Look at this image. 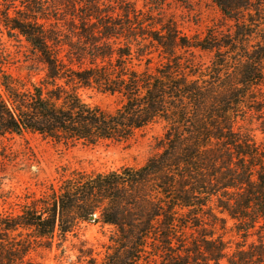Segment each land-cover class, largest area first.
I'll return each mask as SVG.
<instances>
[{"label": "trees", "instance_id": "obj_1", "mask_svg": "<svg viewBox=\"0 0 264 264\" xmlns=\"http://www.w3.org/2000/svg\"><path fill=\"white\" fill-rule=\"evenodd\" d=\"M139 1L0 0V34L42 64L38 83L0 67V139L97 145L166 126L145 164L72 172L23 215L0 214V264H36L57 232L91 221L114 230L88 264H264V143L244 125L264 136V0H209L223 23L194 38L167 0ZM81 89L121 105H90Z\"/></svg>", "mask_w": 264, "mask_h": 264}, {"label": "rangeland", "instance_id": "obj_2", "mask_svg": "<svg viewBox=\"0 0 264 264\" xmlns=\"http://www.w3.org/2000/svg\"><path fill=\"white\" fill-rule=\"evenodd\" d=\"M145 1L149 0H140L138 5L144 7ZM164 9L189 38L203 37L208 29L223 23L220 11L209 0H192L190 4L167 0ZM154 57L153 67L160 61L157 55ZM196 58L197 62L209 65L213 55L196 51ZM0 67L25 80L32 78L38 83L42 79V64L24 38L9 39L0 34ZM79 95L86 103L109 112L121 105L119 97L92 89H81ZM244 125L253 130L259 144L264 143V136L257 130L256 122L251 126ZM165 131V123L157 122L127 142L108 141L97 145H66L33 134L0 139V214L4 217L23 215L34 203L42 202L44 196L51 194L52 188L58 190L61 181L72 172L90 174L145 164L159 151ZM227 220L228 227H232L233 222ZM113 230L94 221L79 223L65 237L57 232L52 242L32 254V259L36 264H88L91 259L102 261L109 253ZM230 239H233L232 249H235L237 238L229 233L225 240Z\"/></svg>", "mask_w": 264, "mask_h": 264}, {"label": "water", "instance_id": "obj_3", "mask_svg": "<svg viewBox=\"0 0 264 264\" xmlns=\"http://www.w3.org/2000/svg\"><path fill=\"white\" fill-rule=\"evenodd\" d=\"M95 218H96V217H95V216H93L91 219H92V220H94Z\"/></svg>", "mask_w": 264, "mask_h": 264}]
</instances>
